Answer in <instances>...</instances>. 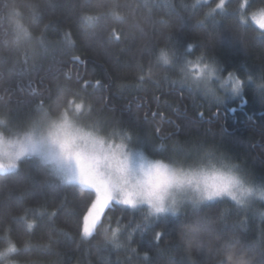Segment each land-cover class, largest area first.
<instances>
[{"label": "trees", "instance_id": "obj_1", "mask_svg": "<svg viewBox=\"0 0 264 264\" xmlns=\"http://www.w3.org/2000/svg\"><path fill=\"white\" fill-rule=\"evenodd\" d=\"M15 8L31 34L18 43L8 19ZM259 9L264 0H0V118L21 129L41 109L65 108L105 133L130 134L149 156L187 164L210 148L264 183ZM85 15L96 19L84 24ZM161 49L173 53L171 65L161 63ZM183 56L199 59L194 72L212 64L222 78L235 73L242 93L218 82L214 95L196 88ZM89 199L35 160L0 176V251L17 248L0 264H264V201L186 204L149 219L113 203L86 238L80 210ZM105 227H120L119 246L105 240ZM198 229L209 235L200 244Z\"/></svg>", "mask_w": 264, "mask_h": 264}, {"label": "clouds", "instance_id": "obj_2", "mask_svg": "<svg viewBox=\"0 0 264 264\" xmlns=\"http://www.w3.org/2000/svg\"><path fill=\"white\" fill-rule=\"evenodd\" d=\"M158 55L164 65L165 58L173 61L167 49ZM185 67L192 73V83L214 95L213 82H220L221 68L208 64L194 72ZM229 82L230 89L241 87ZM83 108L81 103L76 114ZM25 159L38 162L61 184L84 191L99 189L105 196L111 191L112 202L143 209L146 219L175 215L184 204L228 199L247 207L255 200L264 201V183L252 182L235 162L213 149H205L199 159L187 164L152 157L131 144L130 134L105 133L65 108L41 109L21 129H9L8 121L0 118V176L16 171ZM107 241L113 242L109 232Z\"/></svg>", "mask_w": 264, "mask_h": 264}, {"label": "snow or ice", "instance_id": "obj_3", "mask_svg": "<svg viewBox=\"0 0 264 264\" xmlns=\"http://www.w3.org/2000/svg\"><path fill=\"white\" fill-rule=\"evenodd\" d=\"M223 3H224V0H221V5H223ZM13 11L15 12V18L9 17L8 19L11 25L13 26V31L15 33V38H14L15 42L18 43L22 37L30 39L31 34L28 31V29L21 23L20 13L17 11L16 8L13 9ZM252 18L255 21V23L259 26L260 29H264V9H259L257 12H254L252 14ZM95 19L96 17L91 16V15H85L82 17L84 24H91ZM242 19H243V16H242ZM65 39H68L67 35ZM41 42H42V38H41ZM185 51L190 52L191 45H189ZM165 61H166V65L172 64V63L167 62L166 58H165ZM193 63L199 64V59L193 62L191 60H188L186 56H183L180 62V64L183 66L189 65L191 67ZM203 66L208 67V64H204ZM200 68L201 66L199 67V69ZM221 71L222 70H220V72ZM217 79L220 81L219 87L224 88L225 91H231L232 95L236 96L242 93L243 82L240 79H236L235 73L228 72L227 79L222 78L220 75L217 77ZM233 80L235 81L236 84L241 85V87L238 90L235 87H233L232 89L226 88V85L229 84V81H233ZM192 85H194L196 88H199L198 84L193 83ZM79 107L80 105H77V108ZM89 187H92V186L89 185ZM112 198H113V193L111 191H109L106 196L103 195L99 189L90 191L89 201L85 203L80 210V224L82 227V234L84 237H89L92 235L93 231L99 224L101 220V216L104 214L105 209L108 208L113 203ZM32 227L33 225L31 223L27 225V228L29 230L32 229ZM137 227H139V225H137ZM108 231H109L108 228L105 227L104 228L105 240H107L108 238ZM120 231H121L120 227H117L111 230V239L113 241L112 243L115 246H119L117 233ZM159 236H160V233H157L156 234L157 239H159ZM16 251H17L16 245L14 243H8L7 248L4 251H0V258H4L9 253H14Z\"/></svg>", "mask_w": 264, "mask_h": 264}, {"label": "rangeland", "instance_id": "obj_4", "mask_svg": "<svg viewBox=\"0 0 264 264\" xmlns=\"http://www.w3.org/2000/svg\"><path fill=\"white\" fill-rule=\"evenodd\" d=\"M253 19V18H252ZM254 21V20H253ZM255 22V21H254ZM257 25V24H256ZM258 26V25H257ZM259 27V26H258ZM262 30H264V29H262ZM196 69V68H195ZM214 82H216V81H214ZM215 85L216 84H214L213 83V86L215 87ZM228 88H229V86H228ZM225 91V90H224ZM75 115V114H74ZM79 117V116H78ZM87 118L84 116H82V120L83 121H85ZM81 120V119H80ZM81 120V121H82ZM88 124L89 125H91V126H93V127H98L96 124H95V122L94 121H92L91 120V118L88 116ZM131 144L134 146V147H137V148H141V147H144L145 145H143V143L141 142V141H138V140H135V139H133V138H131ZM145 148V147H144ZM144 148H142L143 150H144ZM200 158V157H199ZM198 158V159H199ZM186 164V163H185ZM255 183V182H254ZM114 203V202H113ZM112 203V204H113ZM186 204H184L183 206H185ZM183 206H181L180 208H179V210H178V212L177 213H179L180 211H181V209L183 208ZM107 209V208H106ZM105 209V210H106ZM103 216V215H102ZM102 216H101V218H102ZM96 229V228H95ZM200 229H198L196 232H195V234H194V241H195V243H198V244H200V242L201 241H206L207 239H206V237H208L209 238V235H205L204 237L202 236V233L199 231ZM95 231V230H94ZM94 231H93V233H94ZM92 233V234H93ZM92 236V235H91ZM91 236H89V237H91ZM88 237V238H89ZM87 238V237H86ZM201 252V251H200Z\"/></svg>", "mask_w": 264, "mask_h": 264}]
</instances>
